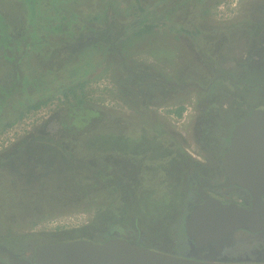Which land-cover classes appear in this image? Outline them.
I'll return each mask as SVG.
<instances>
[{"label": "rangeland", "instance_id": "rangeland-1", "mask_svg": "<svg viewBox=\"0 0 264 264\" xmlns=\"http://www.w3.org/2000/svg\"><path fill=\"white\" fill-rule=\"evenodd\" d=\"M236 1L0 0V13L6 25L1 24L0 18V58L15 62L9 53L17 50L21 59L16 65L21 66L22 63L20 68L25 74L21 81L14 80L13 87L16 89H11L6 96L4 91L0 93V158L3 157L0 163V181L10 180L4 174L10 176L11 168L17 163L12 158L13 153L19 149V145L25 139H30L27 141V146L40 149L53 147V143L58 144L62 141L66 149L76 154L74 157L64 151L70 158L57 154L56 158L54 157L55 161H52V172L49 167L44 168L35 173L34 182L24 180L26 181L24 190H27L29 195L24 193L20 198L18 197L17 203L12 200L7 208L4 207L0 214V222L11 225L10 214L14 211L12 221L16 225L13 230L17 233L26 234L33 230L53 233L41 235L43 237L54 235L56 238H61L66 234L64 241L96 242L105 233L102 230H105L109 224L118 222L125 226L121 223V219L124 221L125 218L127 221L130 220V226L141 234L137 238L133 236L135 244L154 250H173L175 242L182 239V234L170 233L169 228L171 229L172 226L169 225V219L177 218L179 211L181 214L183 209L174 207L171 210L168 206L161 207L163 203L160 201L164 199L163 195L172 197L171 194L163 193L172 176L167 177L168 179L161 175L154 177L152 175L154 169L156 168L159 174L161 167H156L154 162H150L157 160L160 150L156 149L157 155L152 151L151 159L147 158L144 152L146 147L157 144L159 146L161 143L157 142L156 137H150L152 132L149 130L162 133L161 140L165 150H162L161 154L169 151V147H172L174 142H178L176 136L178 137L179 134L175 136V133H183L184 146L189 148L195 146L190 128L194 123L192 116L195 106L199 104L196 100L200 97L198 92L191 88L179 91L169 89L164 95L153 93L155 96H152L149 93V97L154 98L148 102L144 96L142 97L150 107L141 109L142 97L138 94L141 93L142 84L131 85L132 81L130 80L129 83V77L124 72L139 71L140 67H144L153 76L178 82L182 79L178 75L179 71L190 68L193 75L196 72L200 75L203 69L210 73L208 80L210 84L213 83L215 74L228 75L231 79L242 82L248 72L262 73L258 61L246 64L245 70L238 65L239 62L237 63L240 57L252 52V50L248 51L250 47L257 45V42L250 39L253 38V34L249 27L253 26V11L259 4L261 5L258 3L261 0H238V7L234 8ZM70 2L72 6H69ZM223 4L226 5V9L219 11V7ZM58 5L64 7L65 14L63 9H57ZM140 8H143V11H140ZM66 12L69 16L74 14L77 18L70 17L76 21L69 20V24L62 25V19L69 17ZM153 12L156 13L155 16L149 15ZM36 17L39 32L42 24L43 27L48 24L56 31L53 30L50 34L48 30L47 35L39 34V39L36 38L35 42H32L30 36L34 37L37 31L34 27L30 33L29 23L33 25V18ZM145 19H148L149 23L156 24V27L149 32L141 33L139 30L142 25L138 23ZM79 20L85 22L83 23L85 28L80 34L101 36V42L87 46L81 53H74V50L71 53L70 44H62V42L70 40L71 43L73 37L62 33L65 31L76 33L79 29L77 25ZM64 21L67 22L68 19ZM259 21L261 28H264V16H260ZM62 29L65 31L62 32ZM4 30H8L11 37ZM197 30L202 34L195 35ZM235 34L242 36L240 39L245 43L244 49L240 48V39L232 43L231 39ZM219 35L222 37V42L220 37L216 38ZM104 40L113 42L121 56L116 53L103 55L94 51L96 47H103ZM11 41L16 42L12 51L8 48V43ZM74 43L75 41L72 44ZM70 53H74L72 59ZM96 54H98L94 61L97 63L96 69L82 76V79L88 82L83 91L87 106L96 109L99 114L89 125L78 130L72 126L73 120L68 117L69 108L77 106L76 100L72 95L68 98L64 96L61 88L63 85L78 86L77 79L80 77H74L76 80L73 81L74 79L64 71L63 63L71 60L70 68L81 75L84 70L80 66L87 61L91 64ZM122 57L133 69L124 72L119 70L120 65L124 64ZM100 59H102L101 64ZM232 62H236L234 67H237L236 71L231 66ZM8 71L10 73L0 74V89L5 87L4 85L11 87L13 79L17 76L14 72L15 68L13 71ZM198 79L201 78L196 79L195 76L189 78L191 82L196 83ZM45 80L51 85L45 92H42L43 89L32 87L35 83L40 84ZM137 80L140 79H136L135 83ZM185 82L179 81V84L182 86ZM20 84L23 88L19 87ZM206 84L207 81L205 86ZM229 84L232 85L231 80ZM76 88L78 96L83 97L79 87ZM53 90L58 92L48 100L49 104L47 102L39 112L36 110L26 112L23 118L6 128V124L15 119L19 111L24 110L25 103L32 104L34 99L37 101L44 94H46L45 98H49ZM7 103L13 106V110L11 108L5 110L4 106ZM179 105H184L185 110L183 116L177 118L174 111ZM42 109H46L47 115L39 116ZM147 112L149 115H146ZM118 132L136 138L142 157L146 159L144 164L140 162L138 167L136 164H127L126 159H121L120 155L121 161L117 162L116 158L112 157L117 154L112 151H96L91 147L96 141L95 136ZM140 135L143 136L145 144L143 146L138 144ZM36 137H43L48 142L33 140ZM59 149L63 152L61 148ZM19 154L25 156L24 152ZM133 157L136 158L135 155ZM133 157L130 156L128 160L134 159ZM158 185H161L160 189L154 192L153 189L159 187ZM141 186H143L141 194L136 195ZM114 189L120 192H109ZM15 195L17 198L18 192ZM152 195L161 199L147 200V196ZM131 200L143 208L145 212L143 219L138 216V208L136 211H124L127 208L126 202ZM111 201L113 206L121 204L123 207L115 206L110 210L108 207ZM168 204L169 202L166 205ZM179 206L182 207L181 204ZM99 215L100 217H97Z\"/></svg>", "mask_w": 264, "mask_h": 264}, {"label": "flooded vegetation", "instance_id": "flooded-vegetation-1", "mask_svg": "<svg viewBox=\"0 0 264 264\" xmlns=\"http://www.w3.org/2000/svg\"><path fill=\"white\" fill-rule=\"evenodd\" d=\"M238 3L239 2L237 0L234 4V8L238 7ZM258 3H261V5L259 4V6L254 8L252 16L254 21L253 26L249 27L251 28L253 38L249 37L257 42V45L253 46V44H251L253 48L250 47L248 51L252 50V52L248 53L246 56L243 55V57H240V60H237V63L239 62L238 65L245 70V68H247L246 64H249L251 61H258L262 69V73L253 74L254 72H248L246 79H242V82L236 79H231L228 75L215 74V79L213 80V83L210 84L208 81L210 73L208 71H204L202 69L200 75L198 72L193 75L190 68L186 71H179L178 75L182 78H187V76L191 78L195 76L196 78L200 77L203 83H206L207 81L208 84L205 87H202L195 82L181 86L179 84V80L178 82L175 80L170 82L168 80H164L163 78H158L147 72L144 67H140V69L137 67L139 69L137 75L133 74L137 76L134 81L136 79H140L137 80L136 83L142 84L141 90L144 91V93L151 90L155 86L166 83L169 87L177 86V91L182 89L186 90L187 88L192 87L191 89H195L198 92L199 97L202 98L201 100H199L200 98L196 100L199 104L195 106L192 116L194 123L190 128L192 138L195 141V146H190V148L184 146L183 142L185 141V138L182 135L183 133L180 132L175 133V136L179 134L178 137L176 136L178 142H174L171 145L172 147H169L170 150H167L164 154H161L163 153L162 150H165L162 140L157 139V142H162V144L159 143V146L157 144L145 148L146 150L144 153L149 159L152 158V151L157 155V152L154 151L157 148L160 150L161 156L160 154L157 155V160L150 163L154 162L156 167L160 166L161 168L159 169H161V173L158 174L155 168L152 175L154 177H158L159 175L166 177L170 172L172 176L170 185L168 184L165 186L164 189L166 190L163 192L168 195L171 194L172 197L163 195L164 205L161 207H165L167 202H169L167 205L169 209L172 210L174 207L179 209L181 208L180 210L183 209L181 214L179 211L177 218L174 220L169 219V225L172 226L171 229L169 228L170 233L174 235L182 234V239L175 242V248L171 251L164 249L157 251L180 257H189L193 260L203 262L264 264V231L251 233L247 230H235L226 237L219 239L218 242H212L199 246L193 241L191 242L186 235L185 229L186 217L189 216L197 207L204 205L207 202V198L216 199L225 205H237L242 209L252 208L253 195L245 188L228 183L229 178L225 174L223 163L225 154L230 149L231 138L235 127L249 117L253 111H264V28H261L259 25L261 22L259 21L260 16H264V1L261 0ZM78 23L79 24L75 23L79 26V29L75 35L72 36L73 41L71 43L70 40L66 41V44H70L69 46L72 48L71 53L73 50L75 53V49L78 48L79 50L87 44L91 45L96 42H101V36L97 37L94 34H89V36L80 34V31L84 30L85 25L80 24L81 20H79ZM219 37L220 35L216 38L218 39ZM240 38H242L241 35L235 34L232 36L231 41L234 43ZM220 39L222 42V37H220ZM74 41L75 43L72 44ZM102 43L103 47H96L94 51L100 52L101 54L103 53V55H106V53L107 55L110 53H116L121 56L120 51L118 48H115V44L113 42L104 40ZM240 44L241 50L244 49L245 43L243 42V39H240ZM71 53L69 55L72 57L74 53ZM9 54L11 55V59L15 60V62L5 61L0 58V66L2 67H0V74L5 72L10 73L8 70L13 71V68L17 66L16 62L21 59V57L19 58L20 54L17 53V50L14 53L10 52ZM217 54L219 55V51H217ZM97 55L98 54H96L93 62L96 60ZM122 59L123 63L127 65L128 63L126 59L123 57ZM101 60L102 59H100V61ZM21 66H18V68ZM231 66L234 68L236 66V62H232ZM234 70L236 71L237 67L234 68ZM64 71L66 72L65 69ZM20 72H23V69H20ZM11 73L13 74V72ZM230 80L232 81V85L229 84ZM249 80L250 83H248ZM49 103L50 102H48V104ZM43 106L44 105H42V107ZM47 113L48 112H46V115ZM176 116L177 118L181 117L178 115ZM150 132L154 133V130H151ZM175 136L173 137L175 138ZM154 137H156V135L152 138ZM174 140L177 141L176 139ZM149 142L153 143V141ZM138 144L141 146L145 145L144 140L141 138ZM145 160L142 157L141 163L144 164ZM125 161H127V164L129 163L130 165H135L128 160ZM136 165L137 167L140 166V162ZM148 167L150 166L148 165ZM158 186L159 187L156 188L152 187L154 188V192H156L157 189H160L161 185ZM150 199L156 200L160 199V197L156 198L155 195L150 197L147 196V200ZM126 204L127 208L124 209L125 212L131 211V209H133L132 211H136V207H139V204L133 200L127 201ZM180 204L182 207L179 206ZM143 213L145 215V212ZM138 214L140 215V219L144 218V215H141L139 208ZM166 218H169V216H166ZM179 219L181 220L179 221ZM173 226H175L174 229ZM115 227L117 228L118 225H115ZM102 232L105 233L101 235V239L96 240V243H104V241L106 242L110 239L122 238L135 244L133 236L137 238L141 235L135 230H128L127 233H119L117 229L114 233H107L105 230H102ZM45 234L53 233H43L40 231L34 232L32 230L28 231L24 237L4 242L0 241V262L5 264H13L15 262V260L12 259L9 253L5 250L6 248L9 251H12L15 257L19 260L30 264H36L35 251L39 246L63 242L65 239L63 236L61 238L55 237V240L42 239L35 241L34 239H30L35 236Z\"/></svg>", "mask_w": 264, "mask_h": 264}, {"label": "water", "instance_id": "water-1", "mask_svg": "<svg viewBox=\"0 0 264 264\" xmlns=\"http://www.w3.org/2000/svg\"><path fill=\"white\" fill-rule=\"evenodd\" d=\"M224 170L229 184L247 189L253 195L251 209L225 205L207 198L185 219L187 237L201 246L226 237L235 230L251 233L264 231V111L256 110L238 124L225 154ZM13 264H30L19 260L12 251ZM36 264H240L203 262L189 257L139 246L122 238L104 243L87 240L63 241L39 246ZM0 264H5L0 262Z\"/></svg>", "mask_w": 264, "mask_h": 264}, {"label": "trees", "instance_id": "trees-1", "mask_svg": "<svg viewBox=\"0 0 264 264\" xmlns=\"http://www.w3.org/2000/svg\"><path fill=\"white\" fill-rule=\"evenodd\" d=\"M69 6H72V3L71 2L69 4ZM52 8L54 9L55 6L53 5ZM58 8L59 9L61 8V10L63 9V12L65 14V9H64V7H62V5L61 6L58 5L57 6V9ZM140 11H143V8H140ZM55 13H56V11H55ZM66 14H67V12H66ZM155 14L156 13L153 12V13H150L149 15L155 16ZM149 15H146V16H149ZM70 17L77 18V16H74V14H72L68 18H65V19H68L67 22L64 21L65 19H62V25L63 24H69L70 23L69 20L76 21L75 19H70ZM0 18H1V24L4 25V26H6L3 23V17L1 16V13H0ZM32 22H33V25L31 23H29L30 24V33L32 32V30L34 29V27L36 28V31H37V32H35L34 37L30 36V38H32V42H35V39L36 38L39 39V37H40L39 34H43V35L46 34L47 35V34H49V33H47L48 30H49L50 34L52 33L53 30L56 31L55 29H52L51 27H49L48 24H45L44 27H43V24H42L41 25V28H40V32H39L37 30V24H36L37 23V17L36 18H33V21ZM81 23L83 24L85 22H81ZM138 24L139 25H142L141 28H140V30H139V32H141V33L149 32V31L153 30L156 27V24L149 23L148 22V19H145L144 21H141ZM4 31H5V33L8 34V30H4ZM61 31L63 32L65 30L62 29ZM2 32H3V30H2ZM73 32L74 31H65V32L62 33V35L63 34H67L66 36H73V35H75V33H73ZM181 32L184 33L183 31H181ZM198 34H202V32L199 31V30L195 31V35H198ZM9 36L11 37V35H9ZM43 40L44 39L42 38L41 41H43ZM66 43H67L66 41H63L62 42V44H66ZM8 44H9L8 48H10L11 51H12L13 50L12 47H13V45L16 44V42L15 41H11ZM46 44H48V43H46ZM87 46H90V45L87 44L83 48H81L79 50L77 48L75 50H76V52L81 53V52H83V50H85V48ZM34 47H36V45H34ZM100 62L101 61H99V63ZM62 63H63V61H62ZM69 64H70V62L64 61V63H63V65H64L63 66V69L66 70V72L69 74V77L70 78L72 77L74 79V77L75 78L80 77L79 79H77L79 84H78V86L63 85V87L61 89L64 91L63 92V95L64 96H66L68 98L70 95H72L75 98V100H76L75 102L77 103V106L76 107L73 106L72 108H69L68 117L71 120H73L72 121V126L74 128H76V129L80 130V129L85 128L86 125H89L92 122L93 118L94 117L96 118L98 116V114H99V112L96 109H94V108H92L90 106H87L88 103L86 102V96L84 95V92L83 91H84V89H85V87H86V85H87L88 82H87V80H83L82 79V76H85L88 73H90L91 70H95L96 69L97 63L92 62L90 64L87 61L86 63L82 64L80 66V68H83L84 73H82L81 75L80 74H77L78 72H74V70L72 68H70V65ZM121 67H123V68H121ZM120 68L121 69H119V70H121L122 72H124L126 70L133 69V68H130L128 64L127 65L121 64L120 65ZM20 69L21 68H18V66H15V71L14 72H15V74L17 76H16L15 79H13L12 86L11 87H8V86L4 85L5 87H3L2 89H0V93H1V91H4L3 93L6 96L7 93H10V90L11 89H13V88L16 89V87H13L14 80L21 81V78H23V76L25 75L24 73L20 72ZM137 72L138 71H134L133 73H131V72H128L127 71V72H124V73H126V75L129 77V81L130 80L132 81V84L139 86L140 84L135 83V81H134V79L137 78V76H135V75H137ZM133 74H135V75H133ZM75 80L76 79H74L73 81H75ZM179 81H181V82H185L186 81L183 85H186L187 82L189 84L191 83V80H189V77L188 76H187V78H182ZM197 83H198V85H200L202 87H205V83H203L201 81V79L200 80L198 79L197 80ZM248 83H250V80H249ZM15 86H16V84H15ZM21 86L22 85L20 84L19 87H21ZM206 86H207V84H206ZM32 87H34V88L36 87L38 89H43L42 92H45L46 90H48L51 87V85H49L48 82H47V80H45L44 82H40V84H38V82L35 83ZM76 87H79V90L81 91V93H83L82 94L83 97H79L78 96V94L76 93V90H77ZM21 88H23V87H21ZM190 88H192V87H190ZM141 89H142V87H140L141 93L138 94V96H140V97L144 96V99L145 100L147 99V102H148L151 98H154V97H149L150 96V95H148L149 93H151L152 96H155V94H153V93H159L158 95H160V94L161 95H164V92H166V90H169V89L177 90V86H171V87H169V85H167L166 83H162L159 86H155L151 90L147 91V94H145L144 91H142ZM15 92H17V91H15ZM15 92H14V94H15ZM57 92H58V90H56V91L53 90L51 92V96L49 98L48 97L45 98L46 94H44L43 96L41 95L39 97L40 99L37 100V101H35V99H34L32 104L25 103L24 110L19 111V113L16 116V118L6 124V128L13 126L17 121H19L21 118H23L25 116V113L26 112L29 113V112H31L33 110H38L40 107H42V105L47 104L48 100L50 98H52ZM39 93H41V91H39ZM143 102H144V100H143V97H142V104L143 105H140L141 109H143V108H149L150 107L147 104V102H144L145 104ZM8 106H9V103H7L4 106L5 110H8L10 108L13 110V106L12 105H10L9 107ZM184 110H185V106L184 105H180L176 109V111H174V113L176 115H178V116H182V113H183ZM146 115H149V113L147 112ZM151 120H152V118L150 119V121ZM149 131H151V130H149ZM151 134H152V136H150V137H153V136L156 135L157 139L158 140H161V136H162L161 134L162 133L160 131H158V132L157 131H154V133H151ZM153 134H155V135H153ZM140 137L142 138L143 136L140 135ZM37 138H40V139H37ZM141 138L139 140H141ZM43 139H44L43 137L42 138L41 137H36L33 140L40 141V142L41 141L48 142L46 139H44V140ZM95 139H96V141L94 142V146H91V147L94 148L96 151H104V152L112 151L113 153L117 154V155L112 156V157H115L116 158V161L117 162H119V160H120L119 155L121 156V159H125L126 158V160H128L130 158V156L133 157V155H135L136 158L133 157L134 159L128 160L129 162H132L134 164H137L138 162H141V160H142V154L140 152L141 149L137 146L136 138L133 137V135L125 136V135L119 134V132H118L116 134H111V135H108V134H100V135L95 136ZM28 140H30V139H28ZM28 140H26V139L23 140L21 142V144L19 145V149L16 150L15 153H13L14 156L12 158H13V160H16L17 161L16 166H14L13 168H11V170H10V176L11 177L9 175H7V174H4L5 176H8L10 180H8V181H4L3 180L2 182L0 181V204L2 206V207H0V214H1L2 209H4V207L7 208L11 204V201L12 200H14L15 203H17L18 202L17 201L18 200V197L20 198L24 193H25V195H29V193H27V190H24V189H26V188H24V184H25L26 181L28 182V181L33 180V182H34L35 175H36L35 173L37 171L39 172L41 169L48 168V167L50 168V171L51 172L53 171L52 170V165H53L52 161L54 160V157L57 154H61L64 158H70L68 155H66L64 153V151H66L70 155L76 157L75 156L76 154L71 153L68 149H66L64 147L65 145L63 144L62 141H60L58 144L53 143L52 146L54 148L48 146L47 148H43V149L41 148L40 149V148H35V147L27 146L28 145L27 144L28 143L27 142ZM44 142H42V143H44ZM60 145H61V147H60ZM109 146H111V147H109ZM59 148H61L63 150V152ZM21 152H24V155H25L24 157L23 156H20L19 153H21ZM148 152H150V151H148ZM154 152H157V151L155 150ZM99 153H102V152H99ZM1 158H3V157H1ZM1 158H0V163L2 162L1 161ZM31 177H33V178H31ZM167 177L168 178L171 177V173L170 172H169V174H167L166 178ZM24 180H26V181H24ZM169 185H170V183H169ZM19 187H22V189H18ZM142 187L143 186H141V188L139 189V191L137 190L136 195H138V194L140 195L141 194ZM108 188L110 189V187H108ZM114 191H115V193H119L120 192L118 189L109 190V192H114ZM17 192H18V195H17V198H16V195L15 194ZM160 202L163 203V205H164V199L162 201H160ZM15 203H14V209H15ZM115 206H117V205H115ZM115 206L112 205V201H111L108 209H110V210L112 209L113 210L115 208ZM119 206H121V204H119L117 207H119ZM121 207H123V206H121ZM137 208H139L140 213L143 216L144 215L143 208L140 207V206L139 207H136V209ZM131 211H132V209H131ZM138 216H140V215H138ZM10 217H11V219H10L11 225H8V224L5 225L4 222H0V231L3 230L2 231V234L0 235V241L1 242L7 241V240H13V239H16V238L24 237L25 236L24 233L22 234V233H19L18 232L19 233L18 234L16 231L13 230L14 229L13 227L16 225L15 222L12 221L13 218H14V211L11 212ZM97 217H100V215L97 216ZM97 217H95V218H97ZM120 217H121V215H120ZM98 219L100 221V218H98ZM121 223H123V225L125 224V226H122L120 223L116 222V223L109 224V226L106 227L107 229L105 228V231L107 233H114V231L117 229V231L119 233H127L128 230H134L133 226H130V224H129L130 223V220L127 221L124 218V221L121 219ZM115 225H118V227L116 228ZM51 236H48V237L35 236L33 238H30V237L29 238L30 239H34L35 241L42 240V239H50V240H55L56 239L53 235H51ZM66 237H67V235L64 234L63 238H66ZM106 238H108V237H106ZM99 239H101V236L99 237Z\"/></svg>", "mask_w": 264, "mask_h": 264}, {"label": "built area", "instance_id": "built-area-1", "mask_svg": "<svg viewBox=\"0 0 264 264\" xmlns=\"http://www.w3.org/2000/svg\"><path fill=\"white\" fill-rule=\"evenodd\" d=\"M226 9V5H221L220 7H219V11H223V10H225ZM43 108V107H42ZM41 109V108H40ZM40 109L38 110V111H36V112H39L40 111ZM42 111H43V113H42ZM46 109H42L41 110V112H40V114H39V116H42V115H45L46 114ZM55 224H57V222H54Z\"/></svg>", "mask_w": 264, "mask_h": 264}]
</instances>
